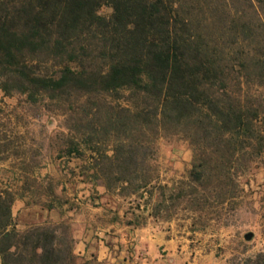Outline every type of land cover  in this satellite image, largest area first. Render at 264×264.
Here are the masks:
<instances>
[{
    "label": "trees",
    "instance_id": "obj_1",
    "mask_svg": "<svg viewBox=\"0 0 264 264\" xmlns=\"http://www.w3.org/2000/svg\"><path fill=\"white\" fill-rule=\"evenodd\" d=\"M237 1L247 10L231 0H0V91L74 103L93 132H78L67 153L87 145L91 183L147 197L145 211L152 145L180 137L190 168L176 187L159 186L150 216L183 203L194 224H225L243 192L236 176L264 159V77L252 78L264 75V0ZM15 200L0 183L1 264H77L69 227L18 230Z\"/></svg>",
    "mask_w": 264,
    "mask_h": 264
},
{
    "label": "rangeland",
    "instance_id": "obj_2",
    "mask_svg": "<svg viewBox=\"0 0 264 264\" xmlns=\"http://www.w3.org/2000/svg\"><path fill=\"white\" fill-rule=\"evenodd\" d=\"M231 3L239 10H247L243 1L231 0ZM98 14L109 18L112 9L102 5ZM263 77L252 74L256 81ZM260 93L263 100L264 88ZM77 111L74 103L30 104L22 95L6 97L0 91V183L10 188L17 201L24 202L26 214L21 218L12 215L15 223L24 218L31 222L30 227L62 223L70 230L67 217L56 221L45 219L46 210L55 204L67 208L71 205L78 211L76 198L79 202L94 198L97 207L109 210L101 219L103 224L118 221L121 225H152L178 239L184 251L172 257L171 264H264V159L252 161L248 170L236 176L243 192L225 224L197 221L194 224L195 220L183 211V203L172 208L169 216L161 213L154 218L150 212L159 200V186L176 187L190 168L192 150L188 142L171 135L154 141L149 163L156 176L155 189L145 211L143 204L147 197L121 193L117 188L106 190L101 179L90 186L93 169L87 145L79 144L78 152L67 153L78 132H93L92 127L77 124ZM99 135L102 138L103 134ZM82 191L86 198L77 197Z\"/></svg>",
    "mask_w": 264,
    "mask_h": 264
},
{
    "label": "crops",
    "instance_id": "obj_3",
    "mask_svg": "<svg viewBox=\"0 0 264 264\" xmlns=\"http://www.w3.org/2000/svg\"><path fill=\"white\" fill-rule=\"evenodd\" d=\"M90 186L95 185L91 183ZM81 195L87 197L85 191L77 194V197ZM100 201H103L102 197ZM75 202L80 206L78 211L71 205L67 208L54 204L46 210L45 219L56 221L68 218L77 264H171L172 257L184 251L178 239L152 225H121L118 221L103 224L101 219L106 217L109 210L97 207V199L87 198L85 202H79L76 198ZM23 207L24 202L14 201L12 215L24 216ZM30 223L23 218L16 223V227L25 229L31 226Z\"/></svg>",
    "mask_w": 264,
    "mask_h": 264
}]
</instances>
